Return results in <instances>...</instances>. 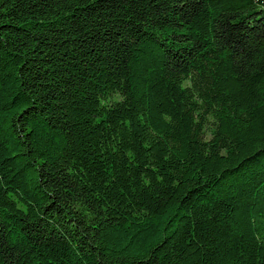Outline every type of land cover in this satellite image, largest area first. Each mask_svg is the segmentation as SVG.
<instances>
[{
    "label": "trees",
    "instance_id": "1",
    "mask_svg": "<svg viewBox=\"0 0 264 264\" xmlns=\"http://www.w3.org/2000/svg\"><path fill=\"white\" fill-rule=\"evenodd\" d=\"M0 264H264V0H0Z\"/></svg>",
    "mask_w": 264,
    "mask_h": 264
}]
</instances>
